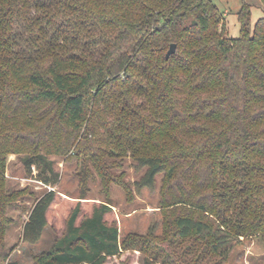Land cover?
Segmentation results:
<instances>
[{
  "label": "trees",
  "instance_id": "16d2710c",
  "mask_svg": "<svg viewBox=\"0 0 264 264\" xmlns=\"http://www.w3.org/2000/svg\"><path fill=\"white\" fill-rule=\"evenodd\" d=\"M250 14L245 2L232 36L214 0H0V264H18L5 240L20 193L7 188L11 154L52 186L53 156L106 193L130 195L128 158L139 192L162 177V234L120 243L108 204L79 224L77 206L34 264H227L241 237L264 239V17L250 31ZM57 197L35 202L25 242L42 239Z\"/></svg>",
  "mask_w": 264,
  "mask_h": 264
},
{
  "label": "rangeland",
  "instance_id": "374dc122",
  "mask_svg": "<svg viewBox=\"0 0 264 264\" xmlns=\"http://www.w3.org/2000/svg\"><path fill=\"white\" fill-rule=\"evenodd\" d=\"M214 2L227 20L225 30L228 28L232 36L240 34L239 12L245 2L251 5L248 20L250 31H253L257 20L264 17V6L260 0H214ZM67 157L68 155L53 156L60 178L59 183L52 186L29 178L21 157L16 154L9 156L5 169L7 188L11 193L20 192L18 199L9 206L7 215L5 240L11 260L17 261L18 264H34L36 255L52 249L57 240L65 235L68 220L77 206L81 210L77 221L79 224L84 218L92 215L94 209L101 203L108 204L111 210L106 213L105 221L118 227L120 243L134 235L147 236L151 232L162 234L164 208L160 207L159 203L162 177H159L155 191L145 188L139 192L135 182L143 173H137L131 158H128L122 171L125 172L130 195L118 185H112L111 190L106 193L98 177L94 180L85 179L77 161ZM51 189L57 191L58 197L47 214L48 226L43 237L37 244L25 242L23 231L30 212L35 202ZM240 239L231 248L227 264H264V239L261 237ZM120 260L118 257L111 264H118Z\"/></svg>",
  "mask_w": 264,
  "mask_h": 264
},
{
  "label": "water",
  "instance_id": "95a60500",
  "mask_svg": "<svg viewBox=\"0 0 264 264\" xmlns=\"http://www.w3.org/2000/svg\"><path fill=\"white\" fill-rule=\"evenodd\" d=\"M176 49H177V44L176 43H173L171 44L167 54H166V57L169 58L172 54H174L176 52Z\"/></svg>",
  "mask_w": 264,
  "mask_h": 264
}]
</instances>
